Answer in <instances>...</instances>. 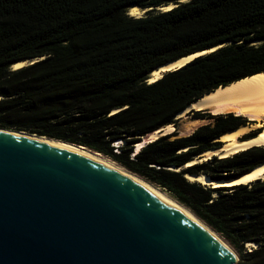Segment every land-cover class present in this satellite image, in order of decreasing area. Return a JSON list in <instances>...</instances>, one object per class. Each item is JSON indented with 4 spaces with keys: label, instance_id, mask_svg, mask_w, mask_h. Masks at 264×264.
<instances>
[{
    "label": "trees",
    "instance_id": "trees-1",
    "mask_svg": "<svg viewBox=\"0 0 264 264\" xmlns=\"http://www.w3.org/2000/svg\"><path fill=\"white\" fill-rule=\"evenodd\" d=\"M136 7L154 10L129 16ZM220 46L148 82L161 66ZM261 74L264 0H0V129L101 154L190 211L236 251L238 264H264V181L214 188L185 174L232 180L263 165L264 148L185 169L247 121L190 111L210 124L180 137L178 116ZM169 126L174 133L136 152Z\"/></svg>",
    "mask_w": 264,
    "mask_h": 264
},
{
    "label": "water",
    "instance_id": "water-1",
    "mask_svg": "<svg viewBox=\"0 0 264 264\" xmlns=\"http://www.w3.org/2000/svg\"><path fill=\"white\" fill-rule=\"evenodd\" d=\"M0 130L8 131L0 132V264H238L218 234L225 244L121 170L63 142ZM252 171L221 181L185 175L218 183Z\"/></svg>",
    "mask_w": 264,
    "mask_h": 264
},
{
    "label": "bare ground",
    "instance_id": "bare-ground-1",
    "mask_svg": "<svg viewBox=\"0 0 264 264\" xmlns=\"http://www.w3.org/2000/svg\"><path fill=\"white\" fill-rule=\"evenodd\" d=\"M173 7L174 6L171 5L170 7H166L162 9L170 10ZM128 13H129V16L135 17V18L144 16V11L138 7L130 9ZM220 47L213 48L203 53H198L196 55L183 58L177 62L168 64V65H165L159 68L158 70L154 71L150 75L149 83H154L158 81L159 79H161L163 74L180 69L186 66L187 64L193 62L194 60L198 59L199 57H203V56L209 55L217 51ZM26 65H27V62H19L13 66V69L18 70V69L23 68ZM192 110L214 111L219 115L232 113L238 117L240 116V117L247 119V121H250L252 124L248 123L233 132L223 135L219 139V141L222 142L224 145L222 150L206 152L201 156L200 159H196L192 163L188 164L187 167L194 165L196 161H200L202 159H203L202 162H204L205 159L213 158V156L215 155H218V157L223 159V158L232 157L233 155H236L243 151L250 150L252 148H264V74L256 75L254 77L242 80L226 88H220L216 90L215 92L209 95H206L200 101L192 105L188 110L181 113L178 116V119L184 117L187 113H189V111H192ZM116 112L117 111H115L114 113ZM196 124H199V121L193 122V125L190 124V126H194ZM184 130H187V126H184L182 128V131ZM173 131H174V127L172 126L159 130L158 132H155L154 134L148 135V137L144 139V143L145 144L151 143L152 141H155L156 139H158L160 137V134H168ZM0 132L8 133V131H3V130H0ZM254 133H257V136ZM249 134H254L256 137L248 141H241L246 135H249ZM34 139L43 140V141H47L51 143H57L53 141H48L45 138L34 137ZM144 143L136 145V152H139L141 150ZM58 144L65 146V147H71L83 153L90 154L94 157H97L103 160L107 164L121 170L122 172L127 174L129 177L139 181L143 185L157 192L164 199H166L167 201L175 205L177 208H179L180 210H182L183 212L191 216L199 225L204 227L208 232H210L214 237H216L222 244L223 243L225 244V242L216 233L212 232L209 228H207L190 211H188L182 205H180L175 200L167 196L164 192L157 189L156 187L149 184L148 182L144 181L143 179L139 178L138 176L121 168L120 166L111 162L107 158L101 155H98L96 153L90 152L85 148H80L78 146L64 144V143H58ZM121 144H123V142ZM171 170L178 171L173 168ZM188 180L191 182L201 183L204 186L214 187V188L232 187V186H238V185H250L251 183L257 182L259 180L264 181V165L257 167L256 169L252 171V173L236 181L214 183V182H210L208 179H206L203 176L199 178L194 177V176H188Z\"/></svg>",
    "mask_w": 264,
    "mask_h": 264
},
{
    "label": "rangeland",
    "instance_id": "rangeland-1",
    "mask_svg": "<svg viewBox=\"0 0 264 264\" xmlns=\"http://www.w3.org/2000/svg\"><path fill=\"white\" fill-rule=\"evenodd\" d=\"M27 65H29V63H27ZM210 113H211V115H213V116H217V115H219V114H217L216 112H214V111H210ZM188 114V113H187ZM187 114L184 116V117H182V118H180V123H179V136L180 137H187V136H189V135H191L196 129H198L199 127H202V126H205V125H208V124H210V121H208V120H196V121H193L190 117H188L187 116ZM228 114H230V113H228ZM221 115H225V114H221ZM235 115V114H234ZM197 121H199V124H196V125H194V126H190V124L191 125H193V122H197ZM246 121H247V119H246ZM252 124L250 121H247L246 122V124ZM184 126H187V130H184V131H182V128L184 127ZM190 128H189V127ZM189 128V129H188ZM175 129V128H174ZM186 131V132H185ZM109 160V159H108ZM111 161V160H110ZM111 162H113V161H111ZM114 163V162H113ZM116 164V163H115ZM117 165V164H116ZM230 247V246H229ZM248 247H250L251 248V246H248ZM231 248V247H230ZM232 249V248H231ZM233 251H234V249H232ZM235 253H236V251H234ZM236 255L238 256V254L236 253ZM239 258V257H238Z\"/></svg>",
    "mask_w": 264,
    "mask_h": 264
},
{
    "label": "built area",
    "instance_id": "built-area-1",
    "mask_svg": "<svg viewBox=\"0 0 264 264\" xmlns=\"http://www.w3.org/2000/svg\"><path fill=\"white\" fill-rule=\"evenodd\" d=\"M251 246V245H250ZM252 247V246H251ZM247 248L250 250V247L247 246Z\"/></svg>",
    "mask_w": 264,
    "mask_h": 264
}]
</instances>
